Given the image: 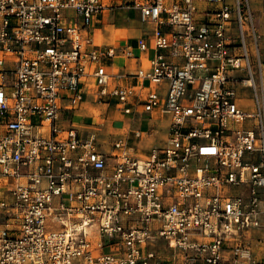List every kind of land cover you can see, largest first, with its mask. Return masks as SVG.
I'll return each instance as SVG.
<instances>
[{"label":"built area","instance_id":"1","mask_svg":"<svg viewBox=\"0 0 264 264\" xmlns=\"http://www.w3.org/2000/svg\"><path fill=\"white\" fill-rule=\"evenodd\" d=\"M113 8L152 23L134 82L92 32ZM263 41L250 0H0V264H264ZM90 91L168 113L163 143L80 127Z\"/></svg>","mask_w":264,"mask_h":264},{"label":"crops","instance_id":"2","mask_svg":"<svg viewBox=\"0 0 264 264\" xmlns=\"http://www.w3.org/2000/svg\"><path fill=\"white\" fill-rule=\"evenodd\" d=\"M250 3L254 12V18L258 31L264 34V0H250ZM114 10H117V12L112 14ZM151 27L152 23L142 22L139 19L138 11L133 8H113L103 15L101 22L95 24L92 32L100 46L114 45L116 48H118V50L127 43H130L134 46L133 50L136 56L127 57L120 51H117L116 55L113 56L112 59H107L106 68L109 72H113L114 74H123L121 76H115L114 81L118 83H129L135 81L133 77L125 76L124 73L137 65L146 64L148 57L152 55L153 49L151 47V43L148 42V35H145L148 42V48L146 50L141 51L135 46L136 38L142 34L144 35ZM239 95V104L245 109H250L251 98L248 87L240 86ZM93 97L94 94L91 91L88 92L86 101L83 102L81 106L74 112L75 117H81L84 120L91 119V121H76L77 124L80 127H88V122L97 121L98 124L96 125L102 128L108 124L107 131L100 135L103 138L109 140L113 137L112 133L120 132L122 129H141L140 126H143L144 120L147 119L150 129L147 130L148 128H142V137L131 141L134 151L140 154L145 153L149 147L143 149L137 144H141L142 141L148 143L154 141L152 139V135L157 132L155 125L158 118L157 114L161 112L158 109L145 111L139 107L135 112L123 113L117 103L97 104L93 101ZM144 114H147L148 116L145 117ZM116 121H120L122 123L119 126L114 127L113 123ZM168 122L169 116L168 121L166 122V129ZM107 143L108 142L104 144L107 145L104 149L110 150V146H108Z\"/></svg>","mask_w":264,"mask_h":264},{"label":"rangeland","instance_id":"3","mask_svg":"<svg viewBox=\"0 0 264 264\" xmlns=\"http://www.w3.org/2000/svg\"><path fill=\"white\" fill-rule=\"evenodd\" d=\"M116 12H117V10H114L112 12V14L113 13H116ZM147 38H148V42L151 43L150 37L148 36ZM144 115H145V117L148 116L147 114H144ZM157 115H158L157 116L158 118H157V121L155 123L156 128H157V132L154 135H152V139L154 141L153 142L151 141L149 143L142 141L141 144L140 143L137 144L138 146L140 145V147L143 148V149H146V148H148V147H150V146H152L154 144L163 143L164 134L166 132V122L168 121V116L169 115H168V113H158ZM74 120L75 121H79V122L81 121L82 122V120H84V119H82L81 117H74ZM84 121H91V119H85ZM121 123L122 122H120V121H116L115 123H113V126L114 127L115 126H119ZM107 125L108 124H106L103 128L102 127H99L98 128V132L101 135L103 133H105V131H107ZM148 126H149V124L147 123V119H145L144 120V125L143 126H140V127H141V129L142 128H148L147 130H149L150 129V126L149 127ZM100 141H101V138H100ZM105 146H107V145H103L104 148H105Z\"/></svg>","mask_w":264,"mask_h":264}]
</instances>
